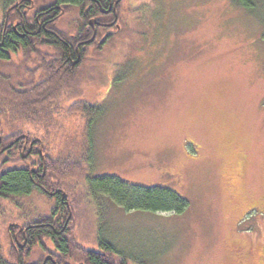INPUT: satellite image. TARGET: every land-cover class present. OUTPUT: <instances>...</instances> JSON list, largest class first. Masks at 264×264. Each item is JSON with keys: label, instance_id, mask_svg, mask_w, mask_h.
<instances>
[{"label": "rangeland", "instance_id": "374dc122", "mask_svg": "<svg viewBox=\"0 0 264 264\" xmlns=\"http://www.w3.org/2000/svg\"><path fill=\"white\" fill-rule=\"evenodd\" d=\"M126 3V28L103 63L91 62L98 59L92 52L78 72L85 67L91 78L83 98L100 102L91 136L85 137L87 118L70 113L47 137V153L80 157L90 141V180L173 189L190 206L182 213L126 211L105 196L96 204L85 179L72 177L66 192L79 234L110 239L130 264H259L264 4L253 13L234 0ZM28 204L45 215L53 206L41 194Z\"/></svg>", "mask_w": 264, "mask_h": 264}, {"label": "trees", "instance_id": "16d2710c", "mask_svg": "<svg viewBox=\"0 0 264 264\" xmlns=\"http://www.w3.org/2000/svg\"><path fill=\"white\" fill-rule=\"evenodd\" d=\"M17 1L0 0V13L4 12L3 17H0V43L3 42L4 44L2 47L0 46V60H4L3 50L6 48H13L19 44L24 47L33 46L31 41L34 37L27 36V38L22 39L15 35L10 28L11 26H9L10 29L7 31L5 40L2 41L5 10ZM35 1L37 3H47L48 0ZM62 1L67 0H57L56 2L60 4ZM234 2L253 13L258 12L259 6L264 4V0H234ZM70 3L82 7L84 3L88 4L87 0H70ZM75 13L77 17H84L85 14L83 8L76 9ZM92 13L93 11L91 10L85 17L86 25ZM12 20L13 13L10 14L9 22ZM80 24L82 23L79 22ZM83 28L81 27V29ZM123 28L125 29L126 26L124 25ZM124 29L116 34L108 35L106 53H109L112 48L109 45L113 44L115 38ZM27 49L29 50V48ZM97 57L96 61L91 62H101L102 64L105 56L102 58V55L97 54ZM0 65V97L9 96L12 98L9 105V122L7 123L10 127L9 132L19 135L21 130H23L35 135L37 125L46 122L47 119H52L41 111L44 101L42 99H26L22 90L18 89L17 83L7 82L3 65ZM81 75L76 72L73 75L75 83H71L70 80V94L72 93L73 95V99L70 100V102H73L70 105V113L81 114L87 118L89 122L86 125L85 137L87 135L90 137V125L96 119V110L99 108L90 105L86 97L83 98L85 96L84 92H82L83 87L77 83ZM29 86L33 87V85ZM4 109L5 100L1 99L0 126L3 125L1 119ZM52 121V124H57L56 117L53 116ZM91 143L89 141L86 146H83V153L80 157L73 155L58 159L51 157L52 161L48 162L50 178L43 179L47 182L44 185L46 190L63 188L69 192L67 184H69L70 179L79 177L85 179L89 185L88 189L94 201L96 200V204H99V201L102 200L101 197L105 196L106 199L114 201L126 211L182 213L189 208V200L173 189L131 186L115 177H102L90 180L88 178V163L91 156L89 157L88 155L90 148L91 153H93ZM20 155L21 151L18 153L19 160L15 161L4 160L0 157V228H2L1 224L5 225L4 229L9 239V249L6 252L0 237V264H130L126 254H123V251L110 239L100 236L94 238L88 232L83 233L82 230L81 233L84 235L81 234V236L77 220L79 215L76 213L75 203L72 202L70 204L71 207H68L65 203H61L54 197L48 196L45 192L39 190L37 183L40 180L35 175L30 176L31 167L26 166L28 162H24ZM18 162L23 163L20 165ZM38 194L48 199L53 205L49 209L48 215L28 204ZM71 208L73 216L69 219ZM68 221L70 222L66 226ZM85 241H90L92 243L91 247L94 248L87 247ZM49 255L53 256L54 261L49 260L46 263Z\"/></svg>", "mask_w": 264, "mask_h": 264}, {"label": "flooded vegetation", "instance_id": "af4514ba", "mask_svg": "<svg viewBox=\"0 0 264 264\" xmlns=\"http://www.w3.org/2000/svg\"><path fill=\"white\" fill-rule=\"evenodd\" d=\"M56 1L37 3L35 0H18L9 7V10L12 9L11 12L5 15L2 41L5 40L10 28L22 39L27 36L34 37L31 41L32 47L19 44L3 50L5 58L0 60V64L3 65L5 79L7 82L17 83L18 89L22 90L26 99H42L44 103L41 111L52 119L53 116L56 117L57 124H52V119H47L36 126L35 137L23 130L19 135L11 134L7 123L12 98L0 97V100H5L1 119L3 125L0 126V157L15 161L19 159L18 153L21 151L20 158L30 163L25 164L31 167L30 176L35 175L40 180L37 188L69 207L68 193L63 188L48 191L44 187L47 182L43 179L50 178L48 162L52 161L46 149L47 137L54 131H59L60 118L70 117V105L73 104L70 102L73 99L72 93L70 94V80L71 83H75L73 75L80 71L90 53L93 52L94 56L100 54L103 58L108 35L116 34L123 29L126 23L127 0H87L88 4L84 3L83 7L73 5L70 0L62 1L60 4ZM81 8L84 9V17H77L75 11ZM91 10L93 13L86 25L85 17ZM11 13L13 20L9 22ZM64 17L70 19L66 21ZM79 22L82 24L79 25ZM3 45V42L0 43L1 47ZM86 70L88 69L82 68L80 73L82 75L77 81L82 89L91 81V78L85 76ZM99 103L94 105L89 102L98 108ZM91 126L92 123L90 128ZM239 254L241 259L243 256ZM262 256L257 261L259 264H264V255Z\"/></svg>", "mask_w": 264, "mask_h": 264}, {"label": "water", "instance_id": "95a60500", "mask_svg": "<svg viewBox=\"0 0 264 264\" xmlns=\"http://www.w3.org/2000/svg\"><path fill=\"white\" fill-rule=\"evenodd\" d=\"M49 260H52V258H51V257L47 258V259H46V262L49 261Z\"/></svg>", "mask_w": 264, "mask_h": 264}]
</instances>
